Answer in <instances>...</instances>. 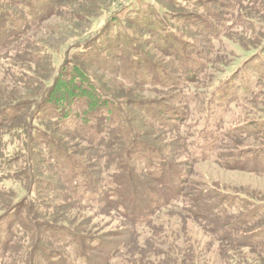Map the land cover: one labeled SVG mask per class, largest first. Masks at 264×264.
Masks as SVG:
<instances>
[{"label": "rangeland", "instance_id": "rangeland-1", "mask_svg": "<svg viewBox=\"0 0 264 264\" xmlns=\"http://www.w3.org/2000/svg\"><path fill=\"white\" fill-rule=\"evenodd\" d=\"M61 1L63 4L58 6L60 11L56 16L44 18L39 26L30 29L16 44L12 43L14 49L10 54L0 55V108L31 102V111L37 113L40 109V97L47 85L44 87L43 81L40 86L36 83L43 73L38 70L37 64L35 66L29 62H21L23 55L19 52L27 49L36 56H47L55 69L54 74H57L64 64L80 52V45L91 46L93 50L100 49L99 52L108 50V22H112L113 31L121 32L129 17L141 16L145 10L151 8L160 20L169 14L183 16L168 4L169 0ZM197 1L199 5H207L211 15L219 18L221 25L212 23L221 32L217 39L204 40L202 35H196L199 34L196 26H188V21L173 20L171 23V34H175L177 39L180 37V41H183L190 51L197 49L201 56H190V60L203 64L199 66L200 73L196 81L187 80L178 87V91L175 89L171 91L172 94L164 91L162 94L154 92L153 90L157 89L150 87L130 89V85L125 84L121 76L105 77L97 73L99 82L102 80L104 84L115 88L119 94L127 96L126 100H120L132 109L131 124L139 134L138 140L145 144L144 147L155 141L161 149L166 182H183L186 189L184 194L182 193L184 196L179 199L180 202L172 201L171 196L176 192L170 195L169 186L164 184L163 188L152 181L156 180L154 177L152 180L147 178L149 176L145 171H156L155 168H158L153 163L146 165V162H150L149 158L136 156L133 163L124 169H117L112 166L115 163L111 156H94V150L89 148L87 143L77 141V137L71 134L74 138L69 139L71 145L68 150L71 156L89 166L95 174L98 173L95 178L103 181L96 187L106 192L109 190L108 186L104 188L106 180L119 176L124 181V190L116 189L117 185L110 184L119 193L113 195L109 192L105 196L111 198L112 194L114 199L122 196L121 199H124L123 203L128 208H131V202L136 210L149 211L145 223L134 221L130 212L122 207L114 209L107 207L105 203H98L97 196L89 193L85 195L84 202L81 201L82 204H74L69 201L64 190L41 194L30 191L32 188L29 186L27 190L21 183L7 178L8 174L3 175L1 170H12L11 173L16 176L15 171L20 168L16 167L17 162L24 164L27 160L28 149L24 143L28 138L23 130L0 127V150L12 162L8 167L7 164L0 165V192L11 191L13 194L0 197V215L2 209L8 206L11 207L10 210H16V214L21 212L27 215L26 208H19L24 200L35 207L41 205L40 212L44 211L46 216L40 217L41 226L48 224L59 229H70L80 232L84 239L102 241L104 251L101 255H95L88 251L91 250L88 241L82 240L90 258L89 264H264V244L251 248L245 241L239 243L237 236H233L232 241L218 240L221 234L217 235L209 223L213 222L211 217L197 210L211 203L217 206L220 218H233L235 222L238 217L244 219V216L249 217L252 212L256 213L261 209V213L255 219L252 218L246 226L254 231L264 229V171L259 164V168L257 164L245 166L244 161L246 162L248 157L242 155L245 152L251 153L254 148L264 144V135L253 138L250 133L253 131L251 123L264 122V80L257 81L252 74L253 71L264 74V0ZM183 4L187 5L188 13L198 12L203 15L201 20L194 19L196 22L210 20V15H206L207 10L201 9L195 0L183 1ZM76 15L83 18L77 21L74 18ZM128 28L132 30L133 36L146 46V53L154 58V61L167 66L170 59L149 45V36L140 34L131 25H128ZM113 37L114 34L109 39L113 40ZM178 78L173 77L174 80H179ZM245 82L252 90L246 98V91L242 87ZM175 99L180 103H171ZM132 100L134 102H131ZM138 102L148 104L147 108H152L155 114L159 108L152 106V103L166 108L174 107L183 113L179 117L180 120L163 121V124H159L143 114ZM0 120L2 121L1 118ZM29 125L32 133L44 134L48 127L44 125V121L37 119L31 120ZM59 130L55 137L62 138V133H66L65 127ZM202 135L207 136L209 140L205 138L206 142L201 141L204 138ZM209 142L213 146L203 149L205 154L197 157L198 145L207 146ZM115 146L111 147V151H115ZM80 149H87L86 153L89 155L85 156L83 151V156H80L77 153L81 152ZM116 152L118 151L113 154ZM47 160L51 164L48 158ZM51 168L48 167L45 174L51 173ZM59 170L63 174L61 168ZM181 172L185 175L184 181H178ZM135 176L138 180L136 183ZM128 177L133 179L131 183L127 182ZM65 178L72 180L71 185H79L80 181L77 180L80 179L77 176L66 173ZM155 194L159 196L160 205H164L165 199H168L167 206L155 208L152 205ZM178 194H181V188ZM197 195L199 206L193 207L185 202L187 199L196 198ZM80 197L84 195L81 194ZM138 216L139 214L136 218ZM242 228L240 237L247 229L245 226ZM40 232L41 230L37 233L38 242L23 246L22 251L17 247L10 252L8 249L3 250L5 253L0 252V264H26L24 260L27 264L37 262L34 256L40 246L39 242L46 240ZM6 233V226L3 225L2 235ZM24 241L28 243L26 239ZM65 244L66 249L53 243H46V246L50 250L67 254L69 264H83L84 259L82 254L78 253L77 245ZM94 244L93 248L100 247L99 244ZM36 264L44 263L38 261Z\"/></svg>", "mask_w": 264, "mask_h": 264}, {"label": "trees", "instance_id": "trees-1", "mask_svg": "<svg viewBox=\"0 0 264 264\" xmlns=\"http://www.w3.org/2000/svg\"><path fill=\"white\" fill-rule=\"evenodd\" d=\"M183 1L189 2L192 0ZM183 1H167L168 4H171L172 7L183 16H172L169 14V16L165 15V17L160 20L157 18V13L151 8L148 11L145 10V13L141 16L129 17L121 32L113 31L112 22H108V34L106 35V37H108V50L106 52L105 50L99 52L100 49L93 50L91 46L80 45L78 47L80 52H78L76 56H73L69 62L64 64L57 74H54L55 69H53L52 63L47 56H36V54H32V52L27 51V49L23 52H19V54L23 55L21 60L19 59L21 62H29L35 66L37 64L38 70L43 73L38 83L35 82L36 85L40 86L43 81V86H47L44 88V92L40 97L42 102L37 113L30 110V105H32L31 102H24V104L15 103L14 106L0 108V118L2 119V121L0 120V123H2L0 127L23 130L28 138L24 143L25 147L27 146L28 149L27 160L24 164L22 162L21 164L17 162L18 166L16 167L20 168L15 171L16 176H13L11 173L12 170L9 172L7 170H1L3 175L8 174L7 178L10 177L12 180L17 181V183H21L27 190L32 188L30 191H34L37 194H41V192L57 193L58 191L64 190L69 201L74 204H82L81 201L86 199L85 195L88 193L92 196L95 195L97 196L98 203H105L107 207H113L114 209L122 207L126 209L128 213L130 212L134 221L145 223L149 211L136 210V207H132L131 202L129 203L131 208H128L123 203L124 199H121L122 196H118L114 199V196L111 194V198L106 197L109 192L113 193V195L119 193L115 188H112L110 184L117 185L118 188L116 187V189L120 188L124 190L125 185L122 184L124 181L119 176H113L111 179L106 180L107 183H104L105 186L102 185L104 188L108 186L109 190L106 192L96 187L100 181H103L95 178L98 173L95 174L93 169L91 170L89 166L80 162L74 156H71V152L68 150L71 145L69 139L73 140L74 138L70 136L71 134L77 137H75L77 141L87 143L89 145L88 147L94 150V156H111L115 163L112 164V166L117 169H124L128 164L133 163V158L136 156H143L145 159L149 158L150 162H146V165L150 166L153 163L157 165L158 168H155L156 171H145V174L149 176L147 178L152 180V177H154L156 180L152 181H155V183L161 185L163 188L164 184L169 186L168 188L170 189L168 190L170 195L176 192L174 196H171L172 201L180 202L179 199L184 196L182 193L184 194V190L186 189L183 186V182L180 180L184 181L185 175L183 172H181V175L179 174L180 179H178V181H180V183H174L172 181L166 182V170L162 168L164 159H162L161 149L155 141L151 142L152 146L148 144L144 147L145 144L138 140V133L133 129L131 124L133 122L130 116L132 114V109H129L126 104L121 102V100H126L127 96L119 94L115 88L104 84L102 80L99 82L97 73H101L105 77H110L112 75L117 77L121 76L125 81L124 83L130 85V89H145L150 87V89H157L153 90L154 92L162 94L164 91L171 94V91L175 89L178 91V87L185 84L187 80L196 81L200 73L199 66L203 64L196 60H190V56L195 55L199 58L201 56L196 51L197 49L190 51L185 43L180 41V37L177 39L175 34H171V23L173 20L178 22L188 21V26H196L197 33H199L196 35H202L204 40L217 39L218 36L221 35V32L218 31V28L214 27L212 23L214 22L216 26L221 24L216 15H211L209 7L205 4L199 5L197 0H195L197 5L201 7V9L207 10L206 15H210V20L196 22L194 19L201 20L203 19V15L198 12L188 13L189 10L186 9L187 5H184ZM61 4H63L61 0H0V55L10 54L14 49L12 43L16 44V42L20 40V37L25 36L30 29L39 26L44 18L47 16H56L60 11L58 9ZM74 18L80 21L83 17L76 15ZM128 25L133 26L140 34L143 33L149 36L151 41L148 42L149 45L161 55L170 59L167 66L159 65V63L154 61V58L146 53V46L133 36L132 30L129 28L127 29ZM112 34H114V37L113 40H110L109 38ZM95 43L96 42H94V44ZM191 47L196 48V46ZM252 74H254L257 81L264 80V74L260 73V71H253ZM174 76H178L179 80H174ZM249 78L252 79L251 77ZM120 87L124 88L123 85H120ZM242 87L246 91L245 98L250 96L248 94L252 91L251 86L245 82ZM178 101V99H175L171 101V103H180ZM131 102H134V100ZM139 105L140 110L143 111V114L147 116V118L153 119V121L159 124H163V121L170 122L176 119L180 120L179 117L183 113L179 112L181 110L178 111L176 110L177 108L174 107L166 108L163 105L159 106L158 104L152 103V106H157L159 108L158 113L155 114L152 108L150 110L147 108L148 104L139 103ZM4 117H6L5 120H3ZM33 119L40 120L41 122L44 121V125L48 126L44 134L42 132L32 133L30 131L29 122ZM139 123L141 124L143 122ZM257 123L258 122L255 121L251 123L250 126L253 128V131L251 130L250 132L253 138L262 137V135H264V122ZM60 126L63 128L65 127L66 133H62V138H57L55 134L59 133ZM30 132L32 134H30ZM205 138L209 140V138L205 136L201 141L206 142ZM129 142L130 144H128ZM186 143L184 145L185 148ZM126 144H128L127 147L125 146ZM113 146H115V151H118L115 154H113L115 151H111V147ZM208 146L211 148L213 145L210 142L207 146L198 145L197 157L201 154H205L202 150L207 149ZM116 147L118 148L116 149ZM80 150L81 152H77L80 156H83V151H85V156L89 155L86 153L87 149ZM252 151L251 153L245 152L242 154L248 157L247 161H244L245 166H247V164H257L258 166L259 164L264 171V144L257 146ZM119 152L121 153L118 154ZM47 158L51 164H49ZM9 163H12L11 160L0 150V165L7 164L6 167H8L10 166ZM260 166H258V168ZM48 167H52L53 169L51 168V173L45 174ZM60 168L63 174L60 173ZM131 172H128V174H131ZM260 172L262 171L260 170ZM66 173L70 176L73 174L74 177L77 176V178L80 179L77 180L80 181L77 187L71 185L72 180L70 178H65ZM144 178H146V176ZM134 179L135 183L136 181L138 182L137 176H135ZM131 181H133V179L128 177L127 182L131 183ZM27 186H29V188H27ZM180 188L181 194H178ZM6 194L10 196L13 195L11 191L8 193L0 192V197H8ZM81 194H83L84 197L81 198ZM154 197L155 200L152 201V205L155 208L167 206L168 199H165L164 205H160L158 200L159 196L155 194ZM198 199L199 195H197L196 198L187 199L188 201L185 200V202L196 207V205L199 206L200 204ZM224 203L226 202H223V204ZM40 206H32L31 203L28 204L27 200L22 201L19 208L20 210L21 208H26L28 210L27 215L21 212L16 214V210H10L11 207L9 206L2 209L0 215V252L5 253L3 250L7 249L10 252L13 249L16 250L17 247L22 251L23 246L26 245L27 247V244L37 243V233L41 230L40 233L43 234L42 236L47 242L46 240L45 242H39L40 246L38 247V251H35L36 254L34 258L44 264H69L67 254L50 250L46 246V243H53L63 249H66L67 244L65 243L76 244L79 251L78 253H81L84 259L83 264H89L90 258L88 254H86L85 244L82 240L88 241V246L91 245V250L88 251H92L95 255H101L104 249L102 247L103 243L99 239H84L80 236V232L70 229H59L51 227L48 224L41 226L39 224V219L40 217L45 218L46 216L44 211L43 213L40 212ZM197 210L205 214V216L211 217L213 222L210 221L209 223L214 231H216L217 235L221 234L218 240L232 241V237L237 236L239 237V243L245 241V243L248 244L247 246L251 248L264 244V229H257L254 231L251 227L247 228L246 226L252 218L255 219V217L261 213V209H258L256 213L252 212L249 217L244 216V219L238 217L235 222H233V218H220L217 214V206L211 203L205 204ZM134 211L136 212L133 213ZM138 214L140 217L138 216V218H136ZM235 223L236 225H233ZM3 225L6 226L7 230L5 235H2ZM244 226L247 229H245L244 234L240 237L243 231L242 227ZM221 236L223 237L221 238ZM10 237L12 238L10 239ZM15 238L18 242H13ZM25 239L28 243L24 241ZM10 244H12L11 247ZM92 244H99L100 247L95 246L94 249ZM37 262H32L31 264H36ZM24 263L27 264V261L24 260Z\"/></svg>", "mask_w": 264, "mask_h": 264}]
</instances>
